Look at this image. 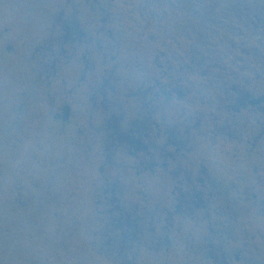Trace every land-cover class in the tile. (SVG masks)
<instances>
[{
  "label": "flooded vegetation",
  "instance_id": "1",
  "mask_svg": "<svg viewBox=\"0 0 264 264\" xmlns=\"http://www.w3.org/2000/svg\"><path fill=\"white\" fill-rule=\"evenodd\" d=\"M137 1L0 0L28 12L0 14V59L16 62L19 85L10 99L24 101L3 127L19 145L26 133L46 150L44 136L65 142L50 150L57 160L41 145L22 152L16 192L5 165L1 207L40 208L37 169L76 152L104 218L80 227L87 263L263 264L252 255L264 238V0H144L138 33L121 23ZM38 7L39 29L24 36L16 24ZM14 228L19 243L49 247L57 227H5L3 264H22ZM42 252L29 264H52Z\"/></svg>",
  "mask_w": 264,
  "mask_h": 264
},
{
  "label": "rangeland",
  "instance_id": "2",
  "mask_svg": "<svg viewBox=\"0 0 264 264\" xmlns=\"http://www.w3.org/2000/svg\"><path fill=\"white\" fill-rule=\"evenodd\" d=\"M50 4H55L60 0H47ZM67 1V0H66ZM128 1V0H126ZM132 3L133 0H129ZM140 0L137 3L133 4H125L124 8L127 10V19L126 21H122V25H127L126 29H130L132 31L144 32L145 31V16L146 6L144 5L145 1ZM29 8H33V6H29ZM42 9L39 7L32 13L31 19L33 22L29 23L27 18H20L19 24H16L21 33L24 36H29L30 34L38 31L40 21L42 22ZM27 5H17L12 9H10V5H0V14L1 15H16L20 14L21 16L26 15ZM202 38V39H201ZM161 35H156L154 37L155 45L163 44L161 40ZM192 40V38H189ZM200 39L203 42H207L205 37L200 36ZM26 42V41H25ZM16 65V62H12V60L0 59V264H3L4 258L7 256L4 250L5 241L3 238L4 228L5 227H15L16 223L19 221H36L41 226V232L44 233V227L49 225L50 222H54L57 227L54 236H52V240L49 241L50 245L48 247V239H46V246H41L44 241L40 238H36L34 244H27L24 240L18 242V234L20 232L13 229L14 236V244H12V249L10 250V256L17 258L21 257L22 264H29V258L36 256L37 252L44 253L45 251L48 257L53 258L52 264H90L92 262H88L84 260L85 256L83 255L86 251L85 248H81L83 243L84 245V235L81 233L82 223L86 221H97L104 219L102 215L99 213L100 208H94L96 202L99 200L100 194L95 191L90 197L87 196V190L90 186V181L84 179L89 176V168L91 166L88 163V160H85V163H81V155H77L76 152H73V156L69 157V166L68 164H55L52 166H39L37 172L41 177L40 186L42 187L40 190V208H3L4 198L2 195V190L5 187H2V177L5 171V165L8 167L7 173L9 174V183L14 184V190L16 192V187L18 185L17 180H13L16 174L22 170V166L26 164V159L23 153H27L28 151H33L34 141L32 139L31 133H26V136L21 139L23 142L17 144L16 139L17 133H6V129L4 128V117L5 114L9 113L12 110L19 111L21 110L22 104L24 101L22 100H11L10 96L14 93H17V89L19 85L13 82L14 74L13 67ZM13 82V83H12ZM3 129L5 131H3ZM7 136H9L7 138ZM15 136V138H14ZM44 145L49 148V152H47L46 148H42V144L38 143L37 145H41L39 148V157L41 159L46 158V156H50L51 159L57 160L61 155L56 153V151L51 152L50 150H59L63 149L65 142L59 141L54 136H44L42 138ZM8 149V157L6 155V150ZM19 148V149H18ZM37 148V149H38ZM23 152V153H22ZM10 155V156H9ZM6 161L8 164H6ZM66 165V166H65ZM47 167V168H46ZM59 176L55 179L53 177L52 172H56ZM96 172H91L94 177H96ZM99 172V171H98ZM65 178H69L70 180L65 181ZM68 182V183H67ZM12 183L11 186L12 187ZM60 184L62 186L56 187V193L54 192L55 185ZM53 186V189H52ZM52 189V190H51ZM55 193V196H52ZM19 198V197H18ZM35 198L25 196L24 201H32ZM91 208H89V206ZM33 210L38 214L33 213ZM7 220V224L5 221ZM17 233V234H16ZM45 234H42V236ZM263 240V241H262ZM262 243H260L259 249L254 248L253 257L257 260L264 262V238H262ZM20 245V247H15L16 244ZM40 245V246H39ZM9 253V251H8ZM189 253L188 250L185 251V257ZM26 254V256H25ZM28 262V263H27ZM142 263V261H138L137 264ZM186 262V260H185ZM16 263V262H15ZM32 263V262H31ZM150 263V262H149ZM10 264H14L12 260ZM33 264V263H32ZM50 264V263H49ZM94 264V261H93ZM104 264V262H102ZM152 264V263H150ZM153 264H181L176 259L168 260V261H154ZM201 264H211L208 261L202 260ZM264 264V263H263Z\"/></svg>",
  "mask_w": 264,
  "mask_h": 264
}]
</instances>
